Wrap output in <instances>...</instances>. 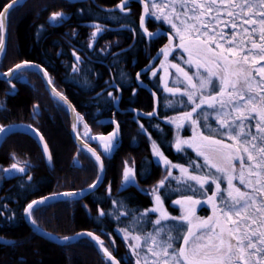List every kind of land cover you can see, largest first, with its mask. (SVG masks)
<instances>
[{"label":"trees","instance_id":"1","mask_svg":"<svg viewBox=\"0 0 264 264\" xmlns=\"http://www.w3.org/2000/svg\"><path fill=\"white\" fill-rule=\"evenodd\" d=\"M9 2L0 0V7ZM120 3L121 0L81 3L29 0L15 8L9 15V38L6 53L0 60V73L8 72L25 61L49 69L57 78V84L64 86L61 92L74 104L78 114L83 115L88 127L94 132L101 131V127L96 125L98 119L107 116L108 112L114 117L117 110V99L108 93L119 98L124 87L136 84L141 60L144 59V64L149 61L139 58L140 45L148 46L152 42L141 28L142 8L133 4L122 12L117 8ZM58 12L64 14L62 19H50L53 13ZM95 25H107L103 39L111 42V58L107 57L105 67L104 56L97 57L91 72L85 67L87 73L82 75L89 81H82L76 87L71 74V45L79 30L84 37L83 40L80 37V42L87 48L86 37L92 35ZM20 72L22 76L11 79L14 89L8 81L0 80V126L27 124L39 130L51 148L54 167L47 164L40 146L28 135L14 134L2 144L0 170L13 164L23 165L27 170L13 176L0 171V237L5 241L0 242V264H110L100 256L89 238H82L73 245H59L40 237L27 224L25 209L29 203L45 196L88 188L96 181L98 163L76 145L72 137L70 111L49 93L41 73L34 68ZM97 73L101 79L94 81ZM106 78L113 83L111 88L107 86V90L101 87ZM142 94H139L141 98L147 99L151 105L152 97L143 90ZM141 105L143 103L139 101L138 107ZM119 116L115 119L120 122ZM156 131L163 134L167 130L160 128ZM123 147L109 167V175L114 179L111 196L107 194L106 173L102 187L85 199L53 201L39 206L32 212L35 222L61 238L91 231L101 237L106 248L107 244H114L117 248L123 244L125 239L118 229L136 228L138 223L133 224L131 216L134 214L138 218L151 204L141 195L137 196L138 199L126 200L117 194L123 164L119 152L124 151ZM132 153L135 154L134 151ZM105 165L107 170V161ZM109 208L114 213L107 217ZM99 210H103L105 215L100 216ZM124 210L130 215L120 216L117 220L116 215ZM148 227L145 225L144 233L149 231Z\"/></svg>","mask_w":264,"mask_h":264},{"label":"snow or ice","instance_id":"2","mask_svg":"<svg viewBox=\"0 0 264 264\" xmlns=\"http://www.w3.org/2000/svg\"><path fill=\"white\" fill-rule=\"evenodd\" d=\"M141 2L143 4L141 24L143 25L145 16L165 20L171 29H174L169 39L171 40L172 36H178L179 44L176 47L188 52L189 57H195L185 63L195 67V77L199 86L193 83V76L188 75L183 68L172 65L187 82L188 87L181 95L186 96L192 106L191 111L185 112L181 119L193 125L203 120L210 134L226 138L232 143L211 139L210 136L200 133V141L219 147L223 166L221 163L213 162L204 152H199L204 156L205 165L210 170L205 175H192L189 173V168L171 164L167 158L163 157V153L153 141L155 155L163 158V163L168 170L164 178L151 190H145L150 191L154 196L155 206L145 209L139 214V218L133 214L131 220L133 224H136L148 213L160 214L159 218L152 222L160 227L156 228L154 233H149L144 237L149 245L148 252L157 258V264H168L169 261L172 264H264V64H260V61L264 60V0H141ZM19 3L20 0H10L9 3L0 7V52L4 51L2 34L7 30L10 12ZM117 8L121 11L126 10L127 0H121ZM63 15L60 12L53 13L50 19L58 21L63 18ZM95 28L96 31L92 33V38L103 30L99 25H95ZM144 31L146 32L147 29ZM148 35L152 37L156 33H148ZM168 47L161 50L164 55H167ZM79 59L76 56L77 62ZM31 66L30 62L25 61L15 65L8 72L0 73V76L8 80L10 87L14 89L15 86L11 85V78L22 76L20 70ZM42 71L47 76L46 71ZM77 71L79 70L73 67V72ZM139 77L140 74L137 73L138 80ZM48 83L51 84L50 78ZM165 88L172 93L180 91L167 88L166 84ZM205 91L208 92L207 97L204 95ZM53 92L67 104V99L62 93L56 92L55 89ZM197 93H199L198 97ZM108 95L113 99H118L111 92ZM205 108L212 111L206 112ZM153 114L155 110L153 113H146L148 116ZM210 116H214L215 127L208 122ZM12 127V125L7 128L0 126V134L6 135ZM24 127L43 141L38 130L29 125ZM73 127L75 128L76 125L74 124ZM116 127L118 130L119 126ZM140 127L143 130V125ZM179 127L180 125L177 124V128ZM115 136L116 132L111 133L107 138L99 137L104 152L108 153L112 150V140ZM91 139L97 138L91 137ZM184 145L191 147L192 142L178 137L177 151H182ZM47 147L46 143H42L47 159L51 160ZM89 151H92L98 162L96 181L89 185V188H94L101 179L100 173L104 170V164L94 150ZM234 160L240 163L239 169L234 166ZM246 161L247 166H245ZM190 167L195 169L199 165L193 162ZM172 168H179L181 175L174 176ZM211 169H215V172ZM14 170L25 172L26 168L13 164L11 168L0 171L10 174ZM217 174H222L227 182L223 189H221V180ZM187 180L196 181L202 188L206 184L214 185L213 194L207 200L212 204L214 215L195 225L197 231L194 232L190 226L183 235L177 233L176 236H172L171 233L176 229L161 222L179 220L191 225L190 217L194 214L189 206L179 218L172 217L163 209V201L158 193L161 188L169 186L172 181L179 183ZM234 180H237L244 188L243 191L241 187L234 185ZM123 182L125 184L136 183L135 173L131 168L125 167ZM63 195L72 196L75 193L68 192ZM51 198L54 197H43L32 201L26 206V214L31 216L35 209ZM217 199L218 204L215 203ZM185 202L189 205L201 203L198 200H192L191 197H186L184 201H174L177 205ZM114 203L117 202L114 201ZM119 207L123 208L124 205H119ZM98 214L105 215L103 210H99ZM129 215L127 211L119 212L116 219L119 220L120 216ZM31 223L36 225L35 220ZM36 227L38 228L39 225ZM118 230L122 232L126 240L131 239L136 242L129 244L128 247L133 252H137V249L141 247V236L132 235L125 229ZM85 234L93 237L92 233ZM62 239L67 241L71 238L63 237ZM93 239L99 242L110 264H119L111 252L104 247L100 237L96 236ZM177 240L181 242L179 248L174 246Z\"/></svg>","mask_w":264,"mask_h":264},{"label":"flooded vegetation","instance_id":"3","mask_svg":"<svg viewBox=\"0 0 264 264\" xmlns=\"http://www.w3.org/2000/svg\"><path fill=\"white\" fill-rule=\"evenodd\" d=\"M133 4L139 5L142 8L143 14L142 2L140 0H133L127 3V6H133ZM114 10L116 11V9ZM126 10L128 9L126 8ZM126 10L122 12H126ZM177 10L179 11V9ZM165 11H167V9H165ZM146 24L151 33H161L155 37H150L144 33L148 40L152 42L148 46L143 44L140 45L141 49L139 58H145V60L149 59V61L144 64V59L141 60V64L139 65L136 72V84L133 83L131 86L124 87L125 89L120 91V96L116 100L117 110L114 112V117L109 115L110 112H108L107 116H103L98 119L96 125L101 127V131L94 132L88 127L87 124L86 125L89 128L87 134L82 133L80 125H78V131L82 139L100 153L104 162L107 161V194L109 196H111L113 193L114 182V179H112V177L109 175L110 163L114 161L116 154L123 147V145H127L123 147V152H119L121 153L120 158L122 159L123 164L119 182V190L117 191V194H120L126 200H128V198L138 199L137 196L139 197V195H141L149 199V202L151 203L149 208H152L155 206L154 196L150 191L145 190H151L153 186L163 179L166 170V167L163 163V158L157 157L153 151V141L155 142V145L159 151L163 153V157L167 158L171 164L189 168V173L192 175H205L210 170L208 166L205 165L204 156L200 155L199 152L205 153V151L212 149H217L220 151V149L216 145L200 141V145L198 147L184 145L182 151H177V124L180 125L179 128L181 129V134L184 140L191 141L195 138L200 140L199 134L202 133L204 136H210L211 139L222 140L224 143L232 142L221 136L210 134L205 128V122L203 120H199L197 125H193L189 121L181 119L185 112L191 111L192 106L187 101V97L181 95L184 89L188 87L187 82L184 80V77L177 72L176 68L172 67V65H178L183 68L184 71L188 73V75L193 76V83H197V86H199L195 77V67L191 64L185 63V61L189 59H195V57H189L188 52L176 47V45L179 44L178 36H172V39H169V36L172 35L174 29H171V26L165 20L155 19L151 16H148ZM101 28L103 30L99 32L98 36H95V38H92V35L86 37V41H88L86 42L87 48L83 45V42H80V37L82 40L84 37L79 33V30H77V33L74 36L75 41L71 45L73 54V67H76L79 71L73 72L72 67L71 74L74 78L73 83L76 87L80 86L82 81H89L88 79L83 78L82 75L87 73V71H85V67H87L88 72H91V68H93L92 64L95 63V59L97 57L104 56L105 67L107 66V57H109V59L111 58V42L103 39V36L107 32V25ZM95 31L96 29L92 30V33ZM89 45H91V47H89ZM166 46H169L167 48V55L162 54L160 59L157 61V63H155L151 70H146L155 56ZM61 52L62 50L59 51V54H61ZM76 56L80 58L79 62H77ZM66 63L68 64V61H66ZM47 71L53 85L61 91L64 86L60 83L57 84V78L54 77L49 69H47ZM137 73L140 74L139 80L137 79ZM153 73H155V75H153ZM99 79H101V77L99 73H97L94 76V81ZM165 84L167 85V88L179 89L180 91L175 93L168 92L165 88ZM112 85L113 83L111 79L106 78L103 82H101V87H103L105 90H107V86L111 88ZM142 90L147 92V94L152 97L151 105L146 102L147 99H143L139 95L140 93L142 94ZM127 92H130L131 94H128ZM204 95L207 97L208 92L205 91ZM198 96L199 93H197V97ZM88 99L90 101V98ZM139 101L143 103V105L140 107H138ZM154 110L155 114L151 116L146 115V113H153ZM207 110L208 108H205V111ZM118 115H120V122L115 119ZM78 116L79 122H85L83 115L78 114ZM193 118H196L195 114L193 115ZM211 120L213 122L214 119ZM117 125L119 126L118 137H120V139L118 141H112V150L106 153L103 150L102 142L99 137L109 136L111 133L117 132ZM140 125H143V130L141 129ZM160 128H163L167 131L163 132V134L156 131ZM91 137H96L97 139H91ZM78 148L80 151L87 152L79 146ZM133 151L135 152L134 155L132 153ZM125 162H127V164ZM193 162L198 164L199 167L195 169L191 168L190 164ZM128 163L130 164L128 165ZM233 163L237 169L241 167L237 160H234ZM221 165L223 166V164ZM245 166H247V161ZM125 167H132V170L135 173L136 183L125 184L123 182V172ZM211 171L215 172V169H211ZM172 172L174 176L181 175L179 168H173ZM217 175L221 180V189H223L226 187L227 182L222 174ZM233 183L235 186L241 187L242 191L244 190L237 180H234ZM109 188L111 189L110 191ZM213 191L214 185L211 184H206L202 188L201 185L196 181L187 180L181 181L179 183L172 181L169 186L161 188L158 195H160L161 200L163 201V209L172 217L179 218L190 206L194 214L192 217H190L192 223L189 225L186 222L185 225L186 228L192 226V229H194V226L199 224L200 221L207 220L209 217L214 215L212 204L207 202L208 197L213 194ZM186 197H191L192 200H198L201 203L195 205H189L187 202L182 205H177L174 203L176 200L184 201ZM215 203L218 204L219 200L217 199ZM124 208H126V206ZM125 211L126 210L123 212ZM113 213L114 212L111 211V208H109L107 210V217H109V215L112 216ZM159 215V213H148L147 216L150 217V220L142 221L140 225H137L135 230H133V228L127 227H125V229L126 231L131 232L132 235L135 232H139V234L143 235L145 230L144 227L148 224L149 231L146 233H149L155 227L153 226L154 224L152 222L158 219ZM180 246L181 243L175 245L177 248ZM107 249L121 262V264H137L138 261L140 264H144V257L146 254H149L148 247L141 244V247L138 249L139 260L137 261L129 252V247L126 242L121 244L118 248L114 244H107Z\"/></svg>","mask_w":264,"mask_h":264},{"label":"water","instance_id":"4","mask_svg":"<svg viewBox=\"0 0 264 264\" xmlns=\"http://www.w3.org/2000/svg\"><path fill=\"white\" fill-rule=\"evenodd\" d=\"M27 1L29 0H20V3L15 7H19L23 4H25ZM72 2H76V3H81V2H87V1H90V0H70ZM130 1H133V0H127V3H129ZM141 1V0H140ZM13 8L12 11L15 9ZM11 11V12H12ZM10 12V13H11ZM147 18L148 16H145V19H144V22H143V25H142V28H143V31L144 29H147V31L144 33L146 35H148V33H151L147 27ZM9 20V18H8ZM161 32H157L155 36L159 35ZM155 36H152V37H155ZM2 38H3V41H4V51L3 52H0V60L2 59V57L5 55L6 53V50H7V44H8V38H9V28L7 27V30L6 32L3 33L2 35ZM165 49V48H163ZM162 52L160 51L156 56L155 58L152 60L151 64L146 68V70H149V68L151 69L155 63H157V61L160 59V57L162 56ZM32 66L31 67H26V68H23L21 69L20 71L24 70V69H27V68H34L36 70H38L41 75L43 76L45 82H46V85H47V89L49 91V93L54 97L56 98L57 100L61 101L64 105L67 106V108L69 109L70 111V114H71V123H72V137H73V140L75 141V143L81 147L82 149L86 150L87 152H89L93 158L95 159L92 151H89L90 149L91 150H94L96 154H98L100 157H101V160L103 161V164H104V170L102 173H100L101 175V179L100 181L96 184V187L94 188H85L83 189V191L81 190H76V191H69L71 193H75V195H72V196H65L63 195V193H68V192H63V193H59V195L57 194H54V195H49V196H45V197H54V198H51L49 200H47L44 204H47V203H50V202H53V201H61V200H76V199H85L87 198L89 195H91L92 193L96 192L97 190H99L104 181H105V178H106V173H107V170H106V165H105V162L103 160V157L100 155V153L94 148L92 147L91 145H89L87 142H85L82 137L80 136L79 134V131H78V124H79V116H78V111L77 109L75 108L74 104L61 92L59 91L54 85L53 83L51 82V84L48 83V79L50 78L49 76V73L48 71L41 65L39 64H36V63H30ZM13 69V68H12ZM42 70H45L46 73H47V76L44 75V71ZM12 79V78H11ZM0 80H5V81H8L6 80L3 76H0ZM53 89H55L56 92H59V93H62L64 97H66L67 99V104L64 103V101L60 100L59 97H57L54 92H53ZM69 105H71V108H69ZM74 110V111H73ZM76 125V127L74 128L73 125ZM27 124H17V125H12V129L11 131L7 132L6 135L4 134H0V149L2 147V144L5 142L6 139H8L9 137H11L12 135L14 134H18V133H21V134H25V135H28L30 136L31 138H33L37 143L38 145L40 146L42 152H43V155H44V158H45V161L47 162V164L49 166H51L52 168L54 167V162H53V155H52V151H51V148L49 147L45 137L42 135V133L38 130V134L40 136L43 137V141L39 140L37 138V135L34 134L32 131H29V129L27 127H24L26 126ZM31 126V125H29ZM8 127V126H7ZM5 127V128H7ZM31 128L33 129H36L34 128L33 126H31ZM37 130V129H36ZM119 135V130L116 132V136H115V139L112 140V141H118L120 139V137H118ZM105 138L109 137V136H103ZM42 143H46L47 144V153H50L51 154V160L47 159V154L45 152V150L42 148ZM97 162V161H96ZM98 163V162H97ZM43 198V197H42ZM41 199V198H39ZM37 199V200H39ZM44 204H41V205H44ZM40 205V206H41ZM25 218H26V221H27V224L30 226V228L33 230L34 233H36L37 235H39L40 237L50 241V242H53V243H56V244H59V245H64V246H67V245H73L75 244L76 242H78L79 240H81L82 238H89L92 240V242L94 243V245L96 246L100 256L106 260V261H109L108 260V257L105 255V253L102 251V249L100 248L99 246V242L94 240L93 237H100L98 234L94 233V232H91V231H82V232H79L73 236H70L71 239L65 241L63 240L61 237H58L44 229H42L40 226L37 228L36 225H38L36 223V225H34L33 223H31L32 220H34L33 216H32V213H31V216H29L28 214H26L25 212ZM194 232L197 231L196 228L192 229ZM85 233H92L93 234V237H90L89 235H86ZM1 238V237H0ZM100 240L103 241L100 237ZM0 242H5L2 239H0ZM103 244H104V241H103ZM104 247L105 244H104ZM110 252V251H109ZM112 254V253H111ZM112 256L115 258V261H118L119 264H121V262L112 254Z\"/></svg>","mask_w":264,"mask_h":264},{"label":"rangeland","instance_id":"5","mask_svg":"<svg viewBox=\"0 0 264 264\" xmlns=\"http://www.w3.org/2000/svg\"><path fill=\"white\" fill-rule=\"evenodd\" d=\"M98 34L99 33H97V35L96 36H98ZM257 59L259 60V57H257ZM260 64H264V60H261L260 61ZM254 75H255V73H254ZM212 110L211 109H208L206 112H211ZM211 119H214V116H210L209 117V123L212 125V127H215V123H213L212 122V120ZM78 125H80V129H82V133H87L88 132V130H89V128L87 127V125H86V123L85 122H83V121H81V122H79V124ZM177 133H178V137L180 138V139H183V136H182V134H181V129L180 128H178V131H177ZM177 137V138H178ZM184 140V139H183ZM192 141V146H194V147H198L199 145H200V140H198L197 138H195V139H193V140H191ZM205 154L208 156V157H210L212 160H213V162H216V163H221L222 164V161L220 160V151L219 150H217V149H212V150H208V151H205ZM130 163H128V165H129ZM18 167H24V168H26L25 166H23V165H20V164H18ZM166 167V166H165ZM9 168H11V167H9ZM9 168H7V169H9ZM131 169H132V167H130ZM27 170V169H26ZM168 169L166 168V170H165V174H166V171H167ZM171 171H173V168L171 169ZM26 172V171H25ZM22 173H24V172H18V171H12L10 174H6L7 176H13V175H18V174H22ZM165 174H164V176H165ZM154 187V186H153ZM152 187V188H153ZM139 218V217H138ZM148 220H150V217H148V216H145L142 220H138V225H140L141 224V222L142 221H148ZM168 222V223H167ZM162 224H167L169 227H174L175 229H176V231H173L172 233H171V235L172 236H176L177 235V233H179V234H181V235H183L185 232H186V230H187V228H186V225H185V223L186 222H181V221H179V220H174V221H166V222H164V221H162L161 222ZM145 224V223H144ZM153 226H155L154 227V229L152 230V231H150L149 233H154L155 232V229L156 228H159L160 227V225H153ZM137 227V226H136ZM135 228V227H134ZM149 233H144L143 235L142 234H139V232H135L133 235H140L141 236V241H140V244H142V245H145V246H149L147 243H146V241L144 240V237L147 235V234H149ZM123 237H124V235H123ZM160 238H162V236L160 237ZM160 238H158V239H160ZM125 239V238H124ZM127 243L128 245L129 244H134V243H136L135 241H133V240H131V239H125V241H124V243ZM181 242L179 241V240H177V241H175V243H174V246L175 245H177V244H180ZM139 249V248H138ZM138 249H137V252H138ZM171 251V250H170ZM129 252L132 254V257H134L137 261L139 260V258H138V256H139V254L137 255V252H133V250L131 249V248H129ZM144 259H145V261H144V264H157V258H155V257H153L152 256V253H150L149 252V254L147 255L146 254V256L144 257ZM139 262V261H138ZM140 264V263H139ZM168 264H172V262L171 261H169L168 262Z\"/></svg>","mask_w":264,"mask_h":264}]
</instances>
